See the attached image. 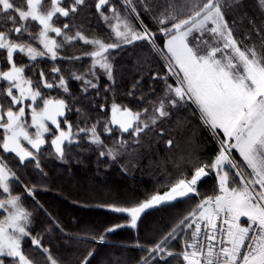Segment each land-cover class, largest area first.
Returning a JSON list of instances; mask_svg holds the SVG:
<instances>
[{
    "label": "snow or ice",
    "instance_id": "6c2138e0",
    "mask_svg": "<svg viewBox=\"0 0 264 264\" xmlns=\"http://www.w3.org/2000/svg\"><path fill=\"white\" fill-rule=\"evenodd\" d=\"M153 2L118 0V6L112 0H21L17 5L15 0H0V84L4 85L0 87V196L4 197L0 210L6 213L0 219V264L5 258L13 264H36L23 250L25 239L46 264H57L43 238L32 234L33 212L23 206V198L33 197L37 188L21 185L5 155L20 166L31 164L42 179L47 177L41 160L45 146L49 155L64 163L72 148L82 145L94 147L100 159L114 162L141 147L149 133L163 138L166 130L159 124L188 104L195 105L201 125L213 134L216 154L180 171L166 190L154 191L131 206L109 205V211L126 215L128 221L105 228L98 238L82 239L103 244L121 228L138 229L148 210L196 196L200 199L195 207L151 246L137 242L135 246L148 253L138 264H169L174 257L181 264H264V26L250 21L246 36L236 31L232 13L243 10V0H174L170 11H156ZM258 2L264 8V0ZM81 8L94 9L114 42L90 38L71 23L57 26L59 18H73ZM144 15H149L151 26L144 23ZM33 22L37 32L31 30ZM253 35L257 42H252ZM78 42L92 46L91 50L63 55ZM137 43L147 45L163 61L164 75L153 73L151 79L165 85L163 94L139 111L113 100L110 110L105 103L94 105L100 118H89L75 108L79 100L72 97L62 67L37 68L34 63L38 58L52 62L89 58V67L70 78L81 82L85 96L92 91L99 96L101 76L109 82L104 92H111L116 82L111 54ZM17 54L28 63H19ZM142 79L133 83L129 96L135 95ZM53 89L68 98L46 95ZM151 95L155 96L154 89ZM73 110L83 118L69 120ZM184 127L177 121L176 134ZM106 139H111V146ZM165 144L169 152L176 148L174 135ZM209 175L216 178L215 189L201 197L198 186ZM16 185H21V194H13ZM177 240L179 252L171 250ZM95 255V249L86 250L79 264H91ZM110 264H123V257L113 254Z\"/></svg>",
    "mask_w": 264,
    "mask_h": 264
},
{
    "label": "trees",
    "instance_id": "16d2710c",
    "mask_svg": "<svg viewBox=\"0 0 264 264\" xmlns=\"http://www.w3.org/2000/svg\"><path fill=\"white\" fill-rule=\"evenodd\" d=\"M15 2L17 5L21 4V0ZM66 2L70 3L71 0ZM112 2L118 5V0ZM173 2L174 0H154L153 7L156 11H170V4ZM243 2H248V8L254 10L256 8L254 3L258 0ZM256 19L255 25L263 26V18ZM143 21L149 26L152 25L149 15H144ZM63 23H71L82 28L85 35L90 38L100 37L106 42H114V37H110V31L92 8H81L77 16L59 18L56 21L57 26ZM31 30L33 32L39 30L35 22L32 23ZM91 47L78 42L68 46L63 55H80L90 51ZM110 59L114 66L116 82L112 85L111 92H104L103 86L109 82L106 77L101 76L99 96L94 91L85 96L80 91L81 82L70 78L71 73L80 74L89 67L91 63L89 58L85 57L76 62L65 60L52 62L47 58H38L34 63L37 68L48 69L54 64L62 67L65 77L68 78L72 97L79 100L75 108H80L92 119L100 118L101 115L94 105L105 103L110 110V105L115 100L134 111H139L148 107L149 100L163 94L164 81L151 79L153 73L164 75V69L161 67L163 61L151 53L147 45L137 43L116 50ZM17 60L19 63H28L27 58L20 54H17ZM26 74L32 75L31 72ZM140 77H143L141 85L134 96H129L128 92L132 89L133 83ZM2 86L4 85L0 84V87ZM153 89L155 96L151 95ZM46 95L68 98L60 89L47 90ZM140 96L146 97L144 102L138 100ZM82 118L74 110L68 113V119L73 122ZM177 121L185 124L179 134L175 132ZM159 127L166 130L163 138L149 133L143 139L141 147L120 155L114 162L108 157L100 159L94 147L82 145L79 148L73 147L70 159L64 163L49 155L50 149L45 146L41 156L42 167L47 173L45 179L33 170L31 164L20 166L11 155H5V160L19 175L21 185H35L37 188L33 197L23 198V206L26 211L33 212L30 225L32 234L43 238L44 246L50 248L57 264H79L86 250L92 249H95L96 255L91 264H110L113 254L122 256L123 264H138L140 258L147 257L148 253L143 248L136 247L137 242L145 247L151 246L175 222L195 207L200 197L184 198L171 205L147 211L138 229L121 228L109 234L103 244L95 243L91 239H82L92 236L98 238L105 228L128 221L126 215L109 211V205L131 206L154 191L166 190L167 183L177 177L180 171L186 172L192 166L216 154L217 143L212 138L213 134L201 125L199 114L192 104L173 110L170 118L161 122ZM169 135H174L177 144L171 152L165 144ZM105 143L111 146L112 141L106 139ZM21 185L14 187L13 194L22 193ZM215 186L214 175L205 177L198 186L201 197L212 195ZM45 212L50 214L52 220ZM5 215L6 213L0 210V219ZM56 224L63 231H60ZM23 250L36 261V264H46L45 258L33 248L28 239L23 242ZM171 250L176 252L181 250L179 240L172 242ZM5 264H13V261L5 258ZM169 264L181 262L179 258L174 257L170 258Z\"/></svg>",
    "mask_w": 264,
    "mask_h": 264
},
{
    "label": "rangeland",
    "instance_id": "374dc122",
    "mask_svg": "<svg viewBox=\"0 0 264 264\" xmlns=\"http://www.w3.org/2000/svg\"><path fill=\"white\" fill-rule=\"evenodd\" d=\"M254 5L256 6V8H254L255 11L252 10L251 8H248V2H243V10L240 12L232 13L233 18L237 21V23H235L233 27L242 36H246L251 31L250 26H249L250 21L255 22V20L257 21L256 18L258 17H261L264 20V8L261 7L259 2L254 3ZM262 22L264 26V21ZM258 40L259 38L257 36L255 35L252 36V42H257ZM243 219H246V218L242 217L241 220L243 221Z\"/></svg>",
    "mask_w": 264,
    "mask_h": 264
},
{
    "label": "crops",
    "instance_id": "0c3cea01",
    "mask_svg": "<svg viewBox=\"0 0 264 264\" xmlns=\"http://www.w3.org/2000/svg\"><path fill=\"white\" fill-rule=\"evenodd\" d=\"M242 223H246V219H243Z\"/></svg>",
    "mask_w": 264,
    "mask_h": 264
},
{
    "label": "water",
    "instance_id": "95a60500",
    "mask_svg": "<svg viewBox=\"0 0 264 264\" xmlns=\"http://www.w3.org/2000/svg\"><path fill=\"white\" fill-rule=\"evenodd\" d=\"M180 201V200H179ZM177 202V201H176ZM173 203H175V202H173ZM151 210H153V209H150V210H148V211H151Z\"/></svg>",
    "mask_w": 264,
    "mask_h": 264
}]
</instances>
